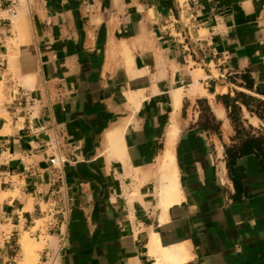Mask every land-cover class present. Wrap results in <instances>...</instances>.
Returning a JSON list of instances; mask_svg holds the SVG:
<instances>
[{
  "label": "crops",
  "instance_id": "crops-1",
  "mask_svg": "<svg viewBox=\"0 0 264 264\" xmlns=\"http://www.w3.org/2000/svg\"><path fill=\"white\" fill-rule=\"evenodd\" d=\"M20 1L0 11V264H154L153 236L184 264H264V0Z\"/></svg>",
  "mask_w": 264,
  "mask_h": 264
},
{
  "label": "bare ground",
  "instance_id": "bare-ground-1",
  "mask_svg": "<svg viewBox=\"0 0 264 264\" xmlns=\"http://www.w3.org/2000/svg\"><path fill=\"white\" fill-rule=\"evenodd\" d=\"M173 164V155L170 151H168L162 160V169L160 168V170L163 171V175L161 174L162 185L158 196L159 203L162 204L165 210L178 201V194L176 191V175L174 174ZM150 251L152 252L151 255L157 256V260L154 264H184L188 259L182 247L175 246L162 248L156 236H153L151 240Z\"/></svg>",
  "mask_w": 264,
  "mask_h": 264
},
{
  "label": "built area",
  "instance_id": "built-area-1",
  "mask_svg": "<svg viewBox=\"0 0 264 264\" xmlns=\"http://www.w3.org/2000/svg\"><path fill=\"white\" fill-rule=\"evenodd\" d=\"M21 1L20 0H0V11L4 8V5H7L8 8V12H9V18L10 19H14L16 18L17 14H18V8L20 6ZM57 147V143L54 142L51 145V148H56ZM68 160L56 153L55 155H53L50 159V163L53 166H58L60 168H62L65 164H67Z\"/></svg>",
  "mask_w": 264,
  "mask_h": 264
}]
</instances>
